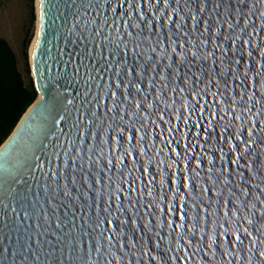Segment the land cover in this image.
Segmentation results:
<instances>
[{
	"label": "water",
	"instance_id": "1",
	"mask_svg": "<svg viewBox=\"0 0 264 264\" xmlns=\"http://www.w3.org/2000/svg\"><path fill=\"white\" fill-rule=\"evenodd\" d=\"M123 2L126 4L127 0ZM219 2L136 0V10L119 8L118 11L126 15L117 19V26L129 19L132 25L140 23L144 29L140 32L123 28L125 33H134L125 41L129 48L137 43L141 45L136 52H130L125 43L117 44V37L122 33L115 31V27L108 29L113 33L108 38L111 42L95 37V25L74 27L80 19L74 14L82 13L80 0H45L46 17L43 21L40 19L44 31L41 34L39 30L30 66L39 93L0 146V180L17 181L15 188L19 190L25 182L34 183L36 177L44 175L38 167L41 161H47L54 152L65 153L64 159L71 165L76 181L74 187L78 190L74 195L86 193L80 206L111 204V215L102 207H96L95 218L107 216L114 224L121 225L116 233H108L115 236L113 242L96 236V246L103 255L97 252L88 256L87 264H124V261L128 264H264V257L257 254L264 250V243H260L264 241V196L260 195L264 191V137L257 130L264 129V16H261L264 0H224V5L229 6L227 12L223 6L216 7ZM139 11H145L150 24L139 20ZM103 15L113 18L107 7ZM96 19L102 23L99 17ZM173 21L180 27H174ZM228 25L234 27L228 28ZM205 27L210 32H205ZM184 33L189 35L184 36ZM220 34L232 39H220ZM209 36L212 38L206 45L204 41ZM157 39L160 47L153 53L151 49ZM174 40H179V44L172 53ZM244 41L249 43L244 44ZM99 44H104L103 50ZM217 45L222 47L217 48ZM73 52L77 54L74 63L68 55ZM210 52L214 55L209 56ZM123 53L128 54L129 67L146 65L147 57L156 61L155 71L150 69L144 79L136 75L123 78L124 85L129 82L141 85L142 91L133 89L130 96L129 93L121 96V89L114 86L119 79L114 75V70H119L116 61ZM105 58L111 59V67L103 64ZM81 60L88 67L81 64ZM167 65H172L170 70ZM178 67L180 73L176 72ZM93 68L100 70L93 72ZM169 71L174 74L172 87L186 88L184 93L169 91L168 87L161 91L162 86L170 83ZM136 72H141V68L137 67ZM89 75L93 79L88 80ZM181 75L188 81L187 85L180 83ZM253 77L259 80L258 84ZM209 80L213 83H208ZM114 91L117 95L112 97ZM194 91L200 92L198 102L209 100L211 94L216 93L202 114L182 107L192 101L190 93ZM237 93L247 95L241 101ZM133 101L142 102V107L136 108ZM149 103L154 106L147 108ZM81 112L88 114L89 123L82 122ZM181 113L188 124L176 119ZM213 113L217 114L214 120ZM210 120L212 136L205 140L195 134V125L199 123L201 129L208 128ZM251 121H259L256 128ZM121 128L134 139L129 142L125 135L122 146H118L116 137ZM169 128L174 129L171 134L167 132ZM244 129L254 131L248 138L249 153L243 152V140L235 139ZM180 130L187 134L186 139L182 138ZM220 132L233 137L232 143H239L240 147L232 150L221 139ZM96 133H99V142L94 138ZM141 136L146 138L142 140ZM72 142H77L76 150L69 146ZM173 148L181 156H176ZM236 152H240L243 159L233 164ZM209 157L213 159L209 161ZM256 157L259 163H249ZM108 160L113 163L109 164ZM220 169L225 170L223 175L219 174ZM237 170L243 174L237 175ZM93 177L97 182L88 188L86 182L90 183ZM214 180L218 182L213 184ZM189 182L193 187H189ZM204 188L209 190L204 191ZM116 196L118 200L110 199ZM83 201H87V205ZM65 203L69 206L64 212L71 218L72 205ZM229 209L231 212L225 216ZM180 212L184 214L183 220L179 218ZM82 214H78L77 219ZM85 218L89 223L75 231L82 238L91 239L87 236L93 227L90 207ZM128 218L130 223L123 224ZM107 227L105 222L97 232ZM242 229L252 233L246 245L235 241L229 245L226 237ZM125 234L127 246L120 247ZM253 238L257 241L255 247L251 243ZM9 246L13 251L18 247ZM82 256L83 250L78 254V262ZM39 264H43V260Z\"/></svg>",
	"mask_w": 264,
	"mask_h": 264
},
{
	"label": "snow or ice",
	"instance_id": "2",
	"mask_svg": "<svg viewBox=\"0 0 264 264\" xmlns=\"http://www.w3.org/2000/svg\"><path fill=\"white\" fill-rule=\"evenodd\" d=\"M157 3H160L161 0H156ZM179 3V0H176ZM199 3V0H197ZM113 3L116 4V7H113ZM167 6V4H165ZM207 6V4L205 5ZM224 11L227 12L229 10V6L224 5V0H220L219 3L216 4L217 8L222 7ZM47 4L45 0H40V19L43 21L46 17L45 8ZM107 7L113 14V18L109 19L103 15V12ZM79 8L81 11H77L74 15L80 17L74 27H79L80 25L88 26L89 24L95 25L94 35L97 39L103 37L105 41L111 42L108 40L109 36L113 35L112 32H109V27H115V31L122 33L119 37H117V44L125 43L128 36H133L134 33L132 32H123V28L130 27L138 29L140 32H143L144 29L140 27V23L132 25L129 19H124L122 26H117V19L120 17H124L126 14L125 12L118 11L119 8H127L129 10H136L138 5L136 0H127L125 4L123 0H104L103 3H100L99 0H80ZM92 11H89V10ZM203 11V8L199 9ZM261 16H264V13H261ZM96 17H99L101 22H98ZM138 17L140 21H144L146 24H150L151 21L147 20L145 11H139ZM183 20V17H181ZM166 25H162L161 27H165ZM173 26L179 28L180 25L175 24L173 21ZM228 28L234 27L233 25H228ZM41 34L44 31V24L42 23L40 26ZM205 32H210L208 27L204 28ZM241 31H244L241 29ZM155 35V33L153 34ZM184 36H188L189 33H184ZM211 36L204 41L207 45L211 41ZM220 39H232L230 36H223L222 34L219 35ZM87 39V37H85ZM148 37H145L147 40ZM240 39V37H237ZM235 43V41H233ZM249 41H244V44H248ZM172 53L176 52V45L179 44V40H174L172 42ZM37 46H39V41H37ZM102 50L104 49V44L98 45ZM140 43H137L135 47L129 48V46L125 43V48H129L130 52H136L138 48H140ZM160 47V41L156 40V46L152 47L151 51L155 53L157 48ZM222 45H217V48H221ZM229 49H224L227 52ZM87 51V50H86ZM167 49H165V52ZM142 54V53H141ZM69 59L74 61V57L77 55L75 52L69 53ZM112 55H115L113 53ZM209 56H213L214 53H209ZM249 56L252 55L251 52L248 53ZM132 59H137V57H131ZM239 63V61H237ZM81 64H85L84 60H81ZM103 64L108 65L111 67L112 61L110 58H105L103 60ZM116 64L119 70H114V75L119 77L114 82V86L118 89H121V96H124L125 93H129L131 95V90H135L136 92H141V85L139 82L133 84L129 82V84H123V78L129 75H136L139 79H144L145 74L151 69L155 71V64L156 61L152 59V57H147L146 65L145 64H136L135 66L129 67V58L127 53H123L120 55V58L116 61ZM85 67H88L85 64ZM141 68V72L137 73L136 68ZM167 69H171L172 65H167ZM190 67V65H189ZM80 70L79 68L77 69ZM99 68H93L92 71H98ZM105 71L107 69H104ZM246 69L244 73H246ZM177 73L181 72V69L178 67L176 69ZM173 73L169 71V75L167 79L170 81L168 85L162 86L161 91H163V87H168L169 91L184 93L186 88H179V87H172L171 80L173 78ZM93 79L92 76H88V80ZM161 79H164L163 77ZM180 83H184L187 85L188 81L185 80V77L181 75L179 77ZM253 81L255 83H259V80L256 77H253ZM197 82L199 78H197ZM147 83L151 84L152 81H148ZM208 83H213L212 80H209ZM205 89L207 85L204 86ZM227 87V83L225 84ZM154 90V86H153ZM84 93L83 95H86ZM192 96V101L190 103H186V105H182V107H190L192 112L196 113H203L205 109L208 107V103L211 100L215 99L216 93L211 94V98L206 101L198 102V97H200L199 91H194L190 93ZM117 93L114 91L111 93L112 97H115ZM166 95V93H165ZM247 93L241 95L237 93V96L240 97V100L243 101ZM255 95V93H253ZM129 96H125V99H128ZM159 98V97H158ZM147 99V96H145ZM136 108L142 107V102L140 101H133ZM255 102H253L254 104ZM154 105L149 103L146 105L147 108H152ZM116 108V105H113ZM111 111V110H109ZM119 111V108H117ZM251 111V109H249ZM93 116L94 113H91ZM87 113L81 112L80 119L83 123H89L87 120ZM191 115V113L189 114ZM216 113H213L212 119L216 118ZM160 119L163 120V116H160ZM177 120H182L184 124H188V119L184 117V114L181 113L179 116L176 117ZM224 117L221 116L220 120H223ZM234 119H240L239 116H234ZM121 122H123V117H120ZM253 123V127L259 124V121H251ZM142 127L144 125H141ZM159 127V125H157ZM196 128V135L202 136L205 140L211 139L212 136V121H209V127L201 129V125L197 123L195 125ZM173 128L167 129V132L171 134L173 132ZM227 127L225 128V131ZM260 131L261 136L264 137V129L257 128ZM217 131H219L217 129ZM182 138H187V134L180 130ZM220 137L224 140L225 143L230 145L232 150H236L240 147L239 143H232L233 137L225 136L223 132H220ZM89 136H93L92 133L88 134ZM127 135V139L131 142L134 137L131 133H125V130L121 128L119 130V135L116 137L117 145L122 146V141ZM254 135L253 129H244L242 130L241 135L236 136L235 139L237 141L243 140L244 143V153H249L250 145L248 144V138ZM94 138L99 142V133H96ZM145 136H141V139H145ZM182 142V141H181ZM75 143L72 142L69 146L72 147L73 150L75 149ZM171 143V141H169ZM184 147L187 149L188 145L185 144ZM176 156H181V153L176 151L175 148L172 149ZM223 151V149H221ZM65 153H53L52 157H50L47 161H41L38 165L41 172L44 173L43 176L36 177L34 183L25 182L19 190L15 188V184L17 181H9L7 178L0 180V264H29V260L31 258V264H39L41 260H43V264H87V257L90 255H94L97 252H100L103 255V251L96 246V236L98 235L101 240L113 242L116 240L114 235L108 233H116L118 228L121 226L120 224H114L111 219H108L107 216H104L103 219H96V207H102L99 205H93L88 207H81L80 202L83 200V196L86 193L81 192L79 195H74V192L78 191L74 186L76 181L73 179L71 173V165L69 164L68 160L64 159ZM101 155L103 152L101 151ZM123 159V157H121ZM209 161L213 159V157L208 158ZM243 159V155L240 152H236V158L233 164H238L239 161ZM76 161H73L75 163ZM108 163H113L112 160H108ZM175 164V161H173ZM251 164L259 163V158H254L253 161L249 162ZM95 161H93V165ZM197 166H199V161H197ZM248 166V163L245 164V167ZM185 167H188L185 165ZM147 172V169L144 170ZM220 175L224 174V169L218 170ZM243 173L237 170V175H242ZM83 176V171L81 172ZM227 180V177H225ZM97 181L93 177L91 182L87 183L88 188H92L93 185ZM218 180L212 181L213 184L217 183ZM189 187H193L192 183L189 182ZM204 191H208V188H204ZM136 191V189H133ZM250 194V193H249ZM151 195V192L148 193ZM261 196H264V191L260 192ZM110 199H119V196L111 197ZM65 201L69 202L72 205L71 208V218L69 215L65 214L64 210L68 208L69 204L65 203ZM84 205H87V201H83ZM227 203V202H226ZM92 209V218L91 223L93 225L92 229L88 231L87 236L91 239H84L79 235L75 230L86 226L89 223V220L85 217L88 215V208ZM255 207V205H253ZM111 208L112 205L108 204L107 207H102L104 212H107L111 215ZM124 211L123 208L120 209ZM205 211H207L205 209ZM60 213L57 216V213ZM231 212V209L228 212H225L224 215L227 216ZM79 219H77L78 214ZM235 215V213H232ZM179 218L183 220L184 214L183 212L179 213ZM264 218V217H262ZM31 220V223L28 221ZM83 222V225L81 224ZM107 224V228L97 232L98 229H102V226ZM130 223V218L125 219L123 224L127 225ZM132 223H135L132 221ZM169 224L171 221L168 222ZM251 223V222H250ZM24 226L23 228L21 226ZM183 227V225H181ZM38 230V231H37ZM259 231V229H257ZM31 233H36L35 235ZM243 233V234H242ZM252 237V233L248 231V229L237 230L233 233L230 237H226V241L229 245H233V241L239 245H246V242L249 241V238ZM119 243L118 241H116ZM215 242V241H214ZM191 243V242H190ZM253 247H255L257 241L255 238L251 240ZM260 243H264V241H260ZM9 245L16 246L15 251ZM120 247L127 246V239L125 234V241L124 244H120ZM83 250V256L79 257V262L77 260L78 254L80 251ZM106 251V249H105ZM110 254V253H109ZM259 256L264 257V250L258 251L257 253ZM177 259H179L177 257ZM124 264H128V261H124ZM186 264V262H185Z\"/></svg>",
	"mask_w": 264,
	"mask_h": 264
},
{
	"label": "trees",
	"instance_id": "3",
	"mask_svg": "<svg viewBox=\"0 0 264 264\" xmlns=\"http://www.w3.org/2000/svg\"><path fill=\"white\" fill-rule=\"evenodd\" d=\"M25 44L26 71L19 66L18 56L10 41L0 36V146L38 96Z\"/></svg>",
	"mask_w": 264,
	"mask_h": 264
},
{
	"label": "rangeland",
	"instance_id": "4",
	"mask_svg": "<svg viewBox=\"0 0 264 264\" xmlns=\"http://www.w3.org/2000/svg\"><path fill=\"white\" fill-rule=\"evenodd\" d=\"M36 0H0V36L6 37L14 48L19 66L26 71L25 44L29 47L36 33ZM30 63V61H29Z\"/></svg>",
	"mask_w": 264,
	"mask_h": 264
},
{
	"label": "bare ground",
	"instance_id": "5",
	"mask_svg": "<svg viewBox=\"0 0 264 264\" xmlns=\"http://www.w3.org/2000/svg\"><path fill=\"white\" fill-rule=\"evenodd\" d=\"M35 7H36V15H37V18H36V33H35V36L33 38V41L32 43H30V47H29V61H30V66L32 64V53H33V48H34V44H35V40L39 34V30H40V0H36L35 2ZM32 72V70H31ZM33 75H34V72H33ZM40 97L42 96V94L39 95Z\"/></svg>",
	"mask_w": 264,
	"mask_h": 264
}]
</instances>
